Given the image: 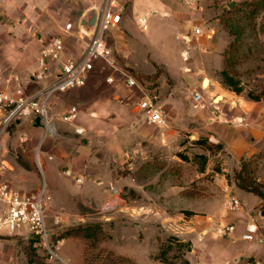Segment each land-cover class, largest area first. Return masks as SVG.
Instances as JSON below:
<instances>
[{
  "label": "crops",
  "instance_id": "0c3cea01",
  "mask_svg": "<svg viewBox=\"0 0 264 264\" xmlns=\"http://www.w3.org/2000/svg\"><path fill=\"white\" fill-rule=\"evenodd\" d=\"M121 1L127 4L122 22L107 34V42L114 48L117 61L128 65L141 83L157 89L169 117H181L186 123L191 118L207 122L205 134L214 143L223 144V151L229 154L233 164H239L241 159L258 152L264 146V103L251 99L246 107L233 104L227 108L220 105H217V109L211 107L217 92L223 89L213 74L223 68L224 52L231 42L230 34L219 19L213 18L215 4L219 2L202 0L200 7L194 9L181 0ZM61 7V1L56 7L54 0H0V55H6V72L0 73V89L14 91L21 87L26 95H30L47 85L58 70L57 62H49L51 75L42 79H35L34 75L40 71L38 59L41 49L56 36L64 40L62 59L82 55L90 35L81 29L80 22L86 11L96 6L94 3L81 5L74 26L72 23H62L71 15L63 13ZM96 8L98 11L101 9ZM199 13L203 19L198 17ZM140 16L148 17L145 29L138 24ZM153 21L171 29L169 35L172 34L175 40L187 46L180 52L181 62L178 58L176 62L171 59L174 51L166 41L167 35L153 27ZM196 26L201 27V34L194 32ZM210 31H214L212 36L208 35ZM223 32L229 40L219 49L221 42L215 40ZM217 53L222 54V62L216 66L213 62ZM158 68L161 69L159 73ZM109 75H114V82L107 81ZM207 77L210 85L204 88L203 81ZM30 87L33 90L27 93L25 88ZM194 89L202 91L204 107L196 108L193 105ZM138 96L135 89L126 85L121 74L97 61L84 85L59 92L51 98L52 111L58 116L76 105L79 112L75 119L57 120L56 133L45 138L42 125H34L35 118L17 120L13 134L23 132L19 135L21 142L27 141L31 134H37L41 141V151L45 156L43 167L50 193H55L56 183L64 179V166L72 169L76 175L85 177L95 174L99 160L103 164L104 156L107 160L109 158L113 136L118 138L127 131L131 132L132 143L139 150L144 142L151 148L173 145L174 131L148 123L144 120L143 112L135 108L134 101ZM188 126L187 123L183 129ZM77 127H83L85 132L77 133ZM176 134L180 135V132ZM121 148L125 149L124 146ZM102 151H105V155L99 153ZM3 154L5 152H0V165L7 162ZM216 174L221 184L214 189L217 192L213 195L217 208L203 210L188 207L185 209L194 211V214L188 216L181 213L177 217L181 221L179 229L182 235L191 237L193 242L191 251L185 257L189 264H248V261L264 264V215L258 210L263 198L252 191L229 185L225 174ZM3 175L0 172V176ZM231 190L242 201L243 206L239 211L224 209V202ZM141 209L142 206L140 212ZM218 209L221 211L219 216ZM204 212L208 213V218L212 216L210 220L206 221L205 216L201 215ZM229 224H234L235 229L224 231ZM249 226L256 228L252 239L245 238ZM4 240L6 238H0V264L7 253Z\"/></svg>",
  "mask_w": 264,
  "mask_h": 264
},
{
  "label": "rangeland",
  "instance_id": "374dc122",
  "mask_svg": "<svg viewBox=\"0 0 264 264\" xmlns=\"http://www.w3.org/2000/svg\"><path fill=\"white\" fill-rule=\"evenodd\" d=\"M59 1L62 12L71 15L62 23H72L74 26L81 5L94 3L100 8L105 0H54L56 7ZM121 3L127 10V4L122 1ZM236 4L237 8L231 12L230 7L215 4L213 18L219 19L225 26L224 20L227 17H237L248 9L242 1ZM198 17L203 19L200 13ZM152 23L153 27L167 35L166 41L174 51L171 59L176 62L178 58L181 62L180 52L187 49V46L175 40L172 34L169 35L172 30L168 27L156 21ZM248 23L245 19L242 22L245 25L243 39L233 64V73L241 79L243 90L238 93L225 86L218 70L213 76L223 89L214 97L211 103L213 109H217V105L227 108L230 104L246 107V103L252 101L249 93L264 95V10L249 25ZM203 26L207 28V25ZM228 40L223 32L218 34L215 41L221 42L219 49H222ZM221 62L222 54H215L213 64L217 66ZM5 66L6 55H0V73L6 72ZM159 71L160 68L157 73ZM34 77L36 79V74ZM32 90V87L25 88L27 93ZM220 96L221 100L217 101ZM192 101L196 108L205 105L204 101ZM259 102L264 103V98ZM167 119L165 124L158 126L174 131L172 146L158 145L151 148L144 142L139 150L132 143L131 132L127 131V134H121L118 138L113 136L109 158L107 160L104 156L103 164L99 160L95 166V174L83 176L82 183L64 174V179L56 183L55 193L49 191L51 199L48 224L54 254L28 232L14 233L1 237L6 238L4 243L7 245L6 257L1 264H189L185 255L191 251L193 242L191 237L182 235L179 229L181 221L177 217L181 213L191 216L187 211L192 210L185 209L188 207L203 210L217 208L213 195L217 193L214 190L216 186L220 187L221 184L217 180L216 172L225 174L228 184L237 187H240V179L249 177L251 187L262 193L260 197L263 202L258 205V210L263 214L264 146L254 155L241 159L239 164H233L229 154L223 151L224 148L216 146L220 142L214 143L205 134L204 126L207 122H198L191 118L187 122L188 128L183 129L187 125L185 119L171 118L168 112ZM13 129L14 126L12 132ZM130 130L133 131L132 127ZM177 131L180 135L176 134ZM20 134L12 133L7 149L2 150L7 162H1L0 172L4 175L0 176V182L9 181L20 191L29 192L43 184V180H40L37 155L41 154L43 164L45 156L37 134H31L25 142H21ZM203 139H208V142H197ZM99 153L105 155V151ZM199 154L207 155V158L203 159ZM65 168L64 166L62 169ZM230 192L234 194L233 190ZM218 210L217 216L221 213ZM201 215L205 216L206 221L212 217L208 218L207 212ZM78 226L90 231L91 235L62 237L69 229ZM170 237L178 238L182 242H172ZM188 242L190 250L181 244ZM168 245L173 247L165 250ZM161 247L166 251L162 255Z\"/></svg>",
  "mask_w": 264,
  "mask_h": 264
},
{
  "label": "built area",
  "instance_id": "2783aa9c",
  "mask_svg": "<svg viewBox=\"0 0 264 264\" xmlns=\"http://www.w3.org/2000/svg\"><path fill=\"white\" fill-rule=\"evenodd\" d=\"M190 8H198L202 0H181ZM220 5L230 7L231 2L244 0H217ZM124 5L120 0H105L101 7L95 27L90 34L89 40L82 55L78 58L67 57L62 59L64 40L60 36L53 38L51 43L41 49L39 56L40 71L36 77L39 79L51 75L49 62L58 63V70L54 78L35 93L26 95L21 87L14 91L0 89V149L7 148V143L12 136V128L17 120L37 116L40 117V125L43 128V138L56 133V121H72L78 115L79 109L72 106L66 113L56 115L51 108V98L73 87L82 86L86 83L88 74L95 68L96 62L101 61L121 74L128 87L135 89L139 96L134 101L135 108L143 112L144 120L150 124L163 125L167 122V110L156 88L141 83L133 74L128 65L120 64L115 56L114 48L107 42L108 32L120 25L123 18ZM138 24L142 29L148 26V17L140 16ZM196 34H201L199 26L194 27ZM214 31L208 33L212 36ZM108 82H114V75L107 77ZM192 98L196 103H203V93L194 89ZM76 132L83 134L85 129L77 127ZM38 168L41 173L43 184L31 192H22L9 181L0 182V238L17 232H28L32 237L51 253H55L51 243V229L48 224V211L51 196L46 181L45 170L40 154L37 155ZM66 176H70L78 183L84 181V177L76 175L69 167L63 169ZM241 199L229 194L224 202L226 211H239L242 209ZM58 222V221H57ZM234 224L224 227V231H233ZM255 227L249 226L245 234L246 239H252ZM248 264H254L248 261Z\"/></svg>",
  "mask_w": 264,
  "mask_h": 264
},
{
  "label": "trees",
  "instance_id": "16d2710c",
  "mask_svg": "<svg viewBox=\"0 0 264 264\" xmlns=\"http://www.w3.org/2000/svg\"><path fill=\"white\" fill-rule=\"evenodd\" d=\"M243 4H245L248 9L245 10L244 12H242V15L239 16H229L224 20V28L228 31V33L230 34V36L233 38L231 39V42L229 44V46L227 47V49L224 52V65L223 68L219 71L221 78H222V82L225 86L231 88L232 90L236 91V92H241L243 90V87L241 86V79H239L238 77H236L234 72V62H235V56L238 54V52L240 51V42L243 39L242 34L244 33V28L245 25L242 24L243 20H247L249 23L247 25L250 24V22H252L253 20H255L256 16L262 11L264 10V0H244L242 1ZM238 4L233 5L232 7H230V12L234 11V9L237 8ZM242 19V20H240ZM239 43V44H238ZM249 97L253 100L259 101L261 99L264 98V95H255L253 93H249L248 94ZM198 143H205L208 142V139H203V140H198ZM211 145H213L211 143ZM218 148H222L223 145L222 144H217L216 145ZM199 157L206 159L207 155H203V154H199ZM244 169V167H243ZM240 177V174H239ZM241 178V177H240ZM249 182V183H248ZM250 179L249 177H244L243 179H240L238 185L240 186V188L248 190V191H252L256 194H258L259 196H262V193L259 190H256L254 188L251 187L250 184ZM188 213L192 214V211H187ZM264 214V212H263ZM78 235H85V236H90L91 233L90 231L85 230L83 227L78 226V227H73L71 229H69L67 232L64 233V235L62 237L65 236H78ZM170 239L175 242H182L180 241V239L175 238V237H170ZM182 245H186L187 249L190 250L191 246L190 243H181ZM172 245H168V248L165 250H169L170 248H172ZM164 249H162L161 247V255L164 254L166 251Z\"/></svg>",
  "mask_w": 264,
  "mask_h": 264
},
{
  "label": "water",
  "instance_id": "95a60500",
  "mask_svg": "<svg viewBox=\"0 0 264 264\" xmlns=\"http://www.w3.org/2000/svg\"><path fill=\"white\" fill-rule=\"evenodd\" d=\"M233 5H235V2H231L230 7H232ZM98 14H99V11L97 10V8L92 7L90 9H88L86 11V13L83 15L81 22H80V27L86 34L90 35L92 33V31L95 27L97 18H98ZM34 125L35 126L40 125V117L39 116H37L35 118Z\"/></svg>",
  "mask_w": 264,
  "mask_h": 264
},
{
  "label": "bare ground",
  "instance_id": "6f19581e",
  "mask_svg": "<svg viewBox=\"0 0 264 264\" xmlns=\"http://www.w3.org/2000/svg\"><path fill=\"white\" fill-rule=\"evenodd\" d=\"M210 85V79L207 77L206 79H204L203 81V87L207 88ZM221 96L217 98V101L221 100ZM264 113V112H263Z\"/></svg>",
  "mask_w": 264,
  "mask_h": 264
}]
</instances>
